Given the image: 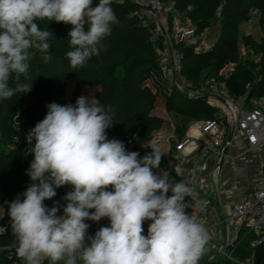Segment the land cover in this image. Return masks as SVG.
<instances>
[{"label":"clouds","instance_id":"clouds-1","mask_svg":"<svg viewBox=\"0 0 264 264\" xmlns=\"http://www.w3.org/2000/svg\"><path fill=\"white\" fill-rule=\"evenodd\" d=\"M112 2L0 0V99L31 90L30 49L50 57L52 32L41 30L37 20L72 25L66 56L75 68L99 54L119 22ZM46 108L26 136L32 183L7 207L15 252L24 264L45 259L49 264H199L209 235L203 221L186 209L202 208L204 202L185 199L192 188L183 179L173 182L166 170L153 171L162 156L157 144L142 143L151 151L141 156L109 138L114 112L91 97L79 96L74 104L53 101ZM65 185L71 188L64 204L44 203ZM105 217L108 225L88 234L86 221Z\"/></svg>","mask_w":264,"mask_h":264},{"label":"trees","instance_id":"trees-1","mask_svg":"<svg viewBox=\"0 0 264 264\" xmlns=\"http://www.w3.org/2000/svg\"><path fill=\"white\" fill-rule=\"evenodd\" d=\"M161 1L172 2L175 13L184 22L186 20L196 26L198 31L214 25L216 10L222 6V15L216 20L219 33L212 47L196 51L190 46L176 45L183 53L184 76L197 85L207 78H219L227 67L235 64L233 73L225 80L229 92L248 96L264 94V34L259 40L250 34L242 37L244 47L250 53H262L258 60L248 57L244 61L240 59L239 34L240 26L251 21L253 8L259 10V26L264 29V0ZM96 3L98 0H93V6ZM139 6L140 3L135 0H113L112 7L119 22L112 26L110 35L103 39L99 54L92 56L83 66L72 67L66 56L70 50L68 32L72 28L71 24L50 21L45 30L51 31L53 35L49 37L50 55L61 58L73 72L76 80L72 90L73 103L81 96L83 83L100 85L94 92L93 102L110 107L114 112L115 121L106 130L108 137L123 141L126 149L138 151L143 156L151 149L142 147V143L153 140V134L165 125L164 117L154 113L158 107L182 117L181 124L176 126L179 136L185 134L184 130L191 122L215 118L218 108L201 97L181 93L170 86L158 62V43L152 38L153 24L143 26L133 14ZM30 74L34 77L29 92H18L11 98L0 99V189L14 187L17 194H22L32 183L27 174L31 162V145L26 139L27 133L45 117L46 105L54 98L62 97L67 89V79L51 65H30ZM249 82L253 83L247 89ZM177 96H183L184 99L178 100ZM130 138L133 139L132 143L128 142ZM160 165L170 171L173 179L178 180L173 164L165 156H161ZM70 188V185L57 188V195L44 203L49 207L53 206V201L64 204L62 197ZM185 199L188 200V197ZM6 220V217L0 218V246L7 247L0 253V264H24L16 255L11 222ZM98 229L90 225L88 234L94 235ZM252 238L253 235L243 228L234 253L240 259L253 253L255 263L264 264V243L253 250L250 246ZM43 264H49V261L45 259ZM205 264L234 263L217 259Z\"/></svg>","mask_w":264,"mask_h":264},{"label":"built area","instance_id":"built-area-1","mask_svg":"<svg viewBox=\"0 0 264 264\" xmlns=\"http://www.w3.org/2000/svg\"><path fill=\"white\" fill-rule=\"evenodd\" d=\"M135 1L140 3V6L133 14L141 20L143 26L153 24L152 38L158 43V62L163 68L172 72L179 86L177 90L190 96L201 97L218 108L215 118L192 122L197 132L195 136L191 133L178 136L172 132L162 137L163 129H161L153 134L152 140L156 144L161 138L169 141L168 158L174 166L178 180L183 179L192 188L191 198L188 197V200L191 199L192 204L197 201L204 202L202 208L192 207L188 211L202 220L206 226L209 223L213 201L207 195H202L200 184L204 172L209 169V159L214 158L217 162L213 169L215 173L223 157L235 167L238 162L248 164L251 161L248 155L256 157L264 155V94L248 96L229 92L225 86V80L233 73L235 64L227 67L219 78H207L195 85L182 73L183 53L176 45L190 46L196 51L205 49L208 42L207 30L198 31L196 26L186 24L175 13L172 2ZM221 15L222 6H219L215 13L217 21ZM251 16V20L253 17L259 19V10L253 8ZM262 34H264V29H261L260 37ZM254 55L258 60L262 53ZM252 83L249 82L246 88L249 89ZM132 140L130 138L128 142L132 143ZM233 148L237 149V153L231 152ZM160 169L165 170L161 165L153 170ZM166 171L173 182L178 181L172 178L170 171ZM237 188V185H233V189ZM167 195H171V192L169 191ZM221 213L222 222L232 227V233L226 236L223 231H219L216 239L209 236L207 246L217 255L206 262L226 259L234 264H257L253 253L245 259H240L235 255L234 248L243 228L253 235L250 242L253 250L264 243V161L258 168L253 186L246 189L240 197L231 196L225 199ZM147 222L149 221L143 225ZM86 223L100 228L108 225V218H102L98 222L89 220ZM5 249H7L6 246H0V253Z\"/></svg>","mask_w":264,"mask_h":264},{"label":"crops","instance_id":"crops-1","mask_svg":"<svg viewBox=\"0 0 264 264\" xmlns=\"http://www.w3.org/2000/svg\"><path fill=\"white\" fill-rule=\"evenodd\" d=\"M253 20V19H252ZM252 20L250 22H252ZM259 19L256 18L257 23ZM213 39V38H212ZM211 39V41H212ZM258 40V39H257ZM164 70V68H163ZM171 72V71H170ZM172 75V74H171ZM173 77V76H172ZM166 112V111H165ZM157 115H160L154 112ZM171 119V118H170ZM182 117L180 115L177 116V121H171V127H168V132L163 133L162 137H165L168 133L176 132V126L181 124ZM175 123V125L173 124ZM165 127H163L164 129ZM185 134H194L196 135V131L193 128V124L191 122L190 125L184 130ZM184 134V135H185ZM179 136V135H178ZM167 139H160L157 146L162 156H165L169 161V152H170V143ZM231 152L237 153V149H231ZM251 158V161L248 164H243L241 162L236 163L237 166L228 161L224 160L222 166L220 163L217 166V171L213 173L214 167L217 165V162L214 158L209 159V169L204 172V176L202 177V181L200 184V190L202 195H207L213 201V207L210 211L209 215V223L206 224V229L208 235L212 239H216L218 237L219 231H223L226 236H230L232 233V227L229 224H224L222 222V213L221 208L223 201L228 197L235 196L240 197L246 189H249L250 186H253L255 182L254 176L257 175L258 169L254 167V163H257L258 168L262 161H264V155L262 157H256L253 155H248ZM170 162V161H169ZM216 169V168H215ZM156 173H159L160 170H153ZM205 179V180H204ZM233 185H237V189H233ZM212 191H216L217 193H212ZM147 222L144 225V233L147 234Z\"/></svg>","mask_w":264,"mask_h":264},{"label":"rangeland","instance_id":"rangeland-1","mask_svg":"<svg viewBox=\"0 0 264 264\" xmlns=\"http://www.w3.org/2000/svg\"><path fill=\"white\" fill-rule=\"evenodd\" d=\"M258 18V17H257ZM38 24V27L41 30H45V27L50 20L48 19H42L36 21ZM216 19L214 21V25L212 27L207 28L206 36L208 38V42L205 45V49H208L213 46L215 43L218 33H219V27L216 23ZM186 24H190L188 21L185 20ZM239 34L241 38V58L243 61L246 60V58H250L251 60L255 59V55L250 53L246 47H244V44L242 42V37L244 35H252L256 40L260 39L261 34V28L259 26V22L257 23L256 17H253L252 22L243 23L240 26ZM213 38V39H212ZM212 39V41H211ZM31 58L29 60V65L36 66V65H42V64H48L51 65L54 70L57 73H62V75L67 79V89L65 94L62 97L54 98L53 101L59 103V104H67V103H73L72 100V90L76 84V80L73 76V72L71 69H69L66 64L62 61L61 58L57 56L50 55L49 59L45 60L42 53L37 52L35 49H30ZM257 60V59H256ZM164 74L167 82L170 84V86H173L175 89H178V84L172 77V72L168 70L167 68H164ZM100 87V85H90L88 83H83L81 87V96H87L91 97L92 101L95 100L94 98V92ZM177 99H184L183 96H177ZM52 101V102H53ZM74 104V103H73ZM154 112L160 114L165 119V125L164 129L162 131L163 133L168 132V127L171 125V121H177V113L174 112H165L161 107H158L154 110ZM171 118V119H170ZM172 121V122H173ZM175 125V123H173ZM171 127V126H170ZM31 160L33 159V154L31 153ZM254 167L258 169L257 163H254ZM204 176V175H203ZM205 180V179H204ZM254 180H256V176H254ZM252 186H250L251 188ZM212 193H217L216 191H212ZM219 194V193H217ZM17 192L14 187H6L0 189V218L6 217L7 222H11V218L7 215V207L8 202L14 200L17 197ZM144 227V225H143ZM208 251L201 257L199 264H204L206 261L212 259L217 254L212 251L208 246ZM229 251V250H228Z\"/></svg>","mask_w":264,"mask_h":264},{"label":"water","instance_id":"water-1","mask_svg":"<svg viewBox=\"0 0 264 264\" xmlns=\"http://www.w3.org/2000/svg\"><path fill=\"white\" fill-rule=\"evenodd\" d=\"M224 160H225V157L222 158V160H221V162H220V166H222Z\"/></svg>","mask_w":264,"mask_h":264}]
</instances>
